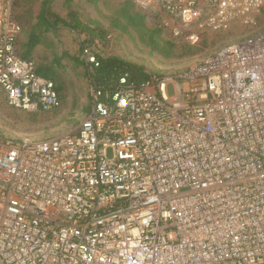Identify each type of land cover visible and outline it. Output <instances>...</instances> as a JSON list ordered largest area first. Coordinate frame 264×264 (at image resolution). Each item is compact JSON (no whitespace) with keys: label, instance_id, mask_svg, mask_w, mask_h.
<instances>
[{"label":"built area","instance_id":"obj_1","mask_svg":"<svg viewBox=\"0 0 264 264\" xmlns=\"http://www.w3.org/2000/svg\"><path fill=\"white\" fill-rule=\"evenodd\" d=\"M0 0V93L59 107ZM173 38L254 24L264 0H133ZM97 67L91 46L81 51ZM174 86L175 94L167 89ZM75 134H0V264H264V30L177 79L93 87Z\"/></svg>","mask_w":264,"mask_h":264},{"label":"rangeland","instance_id":"obj_2","mask_svg":"<svg viewBox=\"0 0 264 264\" xmlns=\"http://www.w3.org/2000/svg\"><path fill=\"white\" fill-rule=\"evenodd\" d=\"M44 1L48 2V10H62L63 14H53L69 26L66 33L59 36L61 46H51V54L47 52L49 49L30 46L38 28L34 25V13ZM65 1L12 2V12L20 27L18 53L31 57L38 75L55 83L60 104L49 112L26 113L7 106L0 93V134L4 138L40 142L77 132L90 111L92 88L102 86L95 80L93 67L80 59L85 45L91 46L101 60L114 58L142 68L147 76L177 79L224 46L264 30L262 9L252 25L234 23L218 32L205 31L191 44L173 38L168 30L160 29L154 20L143 14L142 25H136L127 16L129 10L124 6L127 0H71L70 14H67ZM26 29L29 33L24 32ZM167 94L170 97L175 94L174 86L168 87Z\"/></svg>","mask_w":264,"mask_h":264},{"label":"crops","instance_id":"obj_3","mask_svg":"<svg viewBox=\"0 0 264 264\" xmlns=\"http://www.w3.org/2000/svg\"><path fill=\"white\" fill-rule=\"evenodd\" d=\"M47 4H48L47 1L41 2L40 6L38 8L39 10H37L38 12L36 11V13H34L36 15L35 18H34L36 23L34 25H37L38 28L36 29L37 32L35 33V35L33 37V41L31 42L30 46H32L34 48H42V49L46 48L47 50L49 49V51H47V52H49L48 54H51V46H54V47H60L61 46L62 42H61V38H59V36H62V34H65L66 33L65 30H68L66 28H68L69 26L67 24H65L64 20L58 18V16L53 14V13H55V14H63L64 12H62V10H59V9H56V8L55 9H51L52 11L48 10ZM70 4H71V0H66L65 1L66 8L68 9L67 14L70 11L69 10ZM124 4L130 5L132 7V10H133L134 13L142 14L134 6L133 0L124 1ZM39 17L41 19V21L39 20L40 23L38 21ZM14 18H15V16H14ZM15 21H16V19H15ZM25 31H26V33H29L28 29L24 30V32ZM56 35H57V37H55ZM19 36H20V34H19ZM19 36H18V39H19ZM18 39H17V43H18ZM85 46H88V45H85ZM17 52H18V45H17ZM20 57H22V56H20ZM22 58H24V57H22ZM25 58L29 59V60H32V58L29 57V56H27ZM48 79H50V78H48Z\"/></svg>","mask_w":264,"mask_h":264},{"label":"trees","instance_id":"obj_4","mask_svg":"<svg viewBox=\"0 0 264 264\" xmlns=\"http://www.w3.org/2000/svg\"><path fill=\"white\" fill-rule=\"evenodd\" d=\"M124 6L129 10V14H127V16L130 18L129 20L135 22L136 25L141 26L144 16L141 15L140 13H134L130 5L124 4ZM97 62H98V66L93 67L94 70L93 74L95 80L97 83L102 84V86H104L106 89L109 90H112L116 86L118 79L123 75H127L128 80L130 82H136V83L145 81L149 78V76H147L143 72L142 68H138L122 60H118L114 58L101 60L97 58ZM110 84L112 85L110 86ZM56 90L58 93L57 87ZM59 102H60V97H59Z\"/></svg>","mask_w":264,"mask_h":264}]
</instances>
